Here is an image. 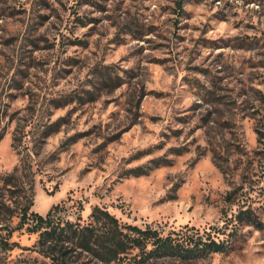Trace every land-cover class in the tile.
Listing matches in <instances>:
<instances>
[{
	"label": "rangeland",
	"instance_id": "rangeland-1",
	"mask_svg": "<svg viewBox=\"0 0 264 264\" xmlns=\"http://www.w3.org/2000/svg\"><path fill=\"white\" fill-rule=\"evenodd\" d=\"M32 193L166 231L250 207L194 264H264V0H0V264H55Z\"/></svg>",
	"mask_w": 264,
	"mask_h": 264
},
{
	"label": "trees",
	"instance_id": "trees-1",
	"mask_svg": "<svg viewBox=\"0 0 264 264\" xmlns=\"http://www.w3.org/2000/svg\"><path fill=\"white\" fill-rule=\"evenodd\" d=\"M182 11L178 9L179 13ZM1 177L7 183L16 182L15 173ZM33 188L30 184L32 191ZM34 195L28 204L20 206L18 227L38 232L41 250L55 264H83L78 260L81 254L90 256L94 264H194L214 253L230 251L235 227L236 231L241 225H262L250 207L239 210L236 224L228 232L218 226L200 228L189 224L166 231L152 223L124 221L101 205H95L88 220L81 221V215L70 218L65 201L53 204L46 214L32 209ZM4 207L0 205V214L9 209ZM220 234L226 236L220 238Z\"/></svg>",
	"mask_w": 264,
	"mask_h": 264
}]
</instances>
